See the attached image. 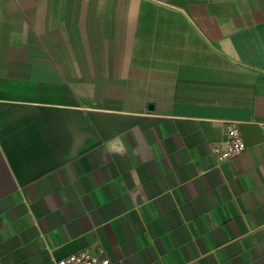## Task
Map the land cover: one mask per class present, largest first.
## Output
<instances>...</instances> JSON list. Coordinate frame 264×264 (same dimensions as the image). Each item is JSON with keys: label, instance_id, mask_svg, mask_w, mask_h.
I'll return each instance as SVG.
<instances>
[{"label": "crops", "instance_id": "1", "mask_svg": "<svg viewBox=\"0 0 264 264\" xmlns=\"http://www.w3.org/2000/svg\"><path fill=\"white\" fill-rule=\"evenodd\" d=\"M84 248L264 264V0H0V264Z\"/></svg>", "mask_w": 264, "mask_h": 264}, {"label": "built area", "instance_id": "2", "mask_svg": "<svg viewBox=\"0 0 264 264\" xmlns=\"http://www.w3.org/2000/svg\"><path fill=\"white\" fill-rule=\"evenodd\" d=\"M246 148L242 133L236 122L226 123L225 137L214 148L216 157L223 161L242 153ZM55 264H114L103 248H84L56 260Z\"/></svg>", "mask_w": 264, "mask_h": 264}, {"label": "water", "instance_id": "3", "mask_svg": "<svg viewBox=\"0 0 264 264\" xmlns=\"http://www.w3.org/2000/svg\"><path fill=\"white\" fill-rule=\"evenodd\" d=\"M149 108H151V109H152V108H153V104H149Z\"/></svg>", "mask_w": 264, "mask_h": 264}]
</instances>
